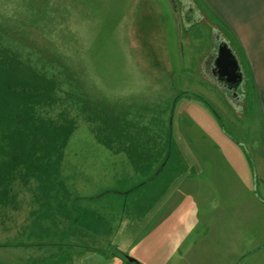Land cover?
Masks as SVG:
<instances>
[{
  "label": "rangeland",
  "instance_id": "rangeland-1",
  "mask_svg": "<svg viewBox=\"0 0 264 264\" xmlns=\"http://www.w3.org/2000/svg\"><path fill=\"white\" fill-rule=\"evenodd\" d=\"M218 27L201 0H0V209L33 216L0 228V264H55L64 240L139 264H264V125L213 86ZM190 158L198 174L169 187ZM163 168L151 208L133 195Z\"/></svg>",
  "mask_w": 264,
  "mask_h": 264
},
{
  "label": "crops",
  "instance_id": "crops-1",
  "mask_svg": "<svg viewBox=\"0 0 264 264\" xmlns=\"http://www.w3.org/2000/svg\"><path fill=\"white\" fill-rule=\"evenodd\" d=\"M201 1L203 2L204 6H206V9L210 12V14L220 23V27H218V31L215 30L213 31L216 37V43L219 41H224L225 43L228 44L229 48L232 50V53L237 60L238 66L240 67L241 76L243 77V82L239 87L240 90L238 92V99L236 100L234 98L230 100L228 98V94L226 90L222 89L218 85L217 81H215L216 79L213 78V76H211L214 81L213 86L217 90H219L222 96H224V100L228 103L229 108L232 111L234 110L239 115H243V113H245L246 107L250 106L249 104L251 103L253 107H255V111H257L258 113V116L260 118L259 121L262 123V125H264V0H201ZM187 22L189 23L190 21ZM214 41L215 39L214 40L212 39V44H214L212 50V55H213L212 59L217 56L216 55L217 44H215ZM248 89L251 91L250 98L247 96ZM212 113L216 117V123L218 124H220V122L222 123V119H219L218 114L215 113L214 111ZM173 118L174 115L172 116V119ZM180 155L182 159V156L184 155L182 153ZM187 157L188 156H186V160ZM190 160L191 162L186 165L187 169L184 173H180V172L177 173L174 170H172L171 172H169V174H167L165 172L166 169L164 168L160 170L158 169L152 177L144 181L143 187L140 188V191L137 190L138 191L137 194H134L135 193L134 190H126V191L121 190V192L118 191L117 193L119 194L116 193V195H118L117 197H121V196L123 198L127 197L126 201L129 202L128 200L130 198L136 197L137 199L139 192L142 193L145 191L142 194L144 196V194H146V190H148L149 194H147V196L148 195L150 196V200L156 199L155 202L154 200L150 202L152 204L150 205V207L152 208V206L156 204L161 198V195L157 194L158 190H156V184H160L159 182L156 181L159 180L160 177L162 176L167 177L166 176L167 174L170 177V180L167 182V184L170 187L171 185L174 186L183 179L190 178L198 174V171H196L194 167H192L194 160L192 161V158H190ZM167 161L169 162L173 161L171 154H169ZM166 167H168V164ZM133 189H138V188H133ZM151 191L152 193H150ZM130 194H134L133 197L130 196ZM151 195L155 196V198H151L152 197ZM257 196L259 197V195ZM259 199L262 202H264V199H262L261 197H259ZM142 205H144V208H146V202L145 203L143 202ZM125 207L129 209L126 211L129 213L133 209L135 213L137 211V208H140L138 205L135 204V202H133L132 204L127 203ZM119 209H120L119 212L116 211L117 216L115 220L116 221L115 229L122 231V228L124 227L126 229V232H128V234L132 238L134 236L132 229L134 228V225L137 222L136 216L134 215V213H132V216L130 214L129 216H126L128 214L123 215L122 209L120 207ZM89 210L92 211L91 209ZM22 211H23L22 209L19 210V214H17L16 218L14 217V215L10 216V214H8L9 212L8 208H6V205L4 203L3 208L0 209L1 212L0 228L2 229V231H4L5 233L9 232L8 230L13 231V229H15L13 225L14 221L21 222L23 224L25 221L30 220V218L33 217V216L24 217L23 214H21ZM91 216H96L97 217L96 220H102L103 223L106 222L104 219H101L104 217V213L101 210L99 211L95 210L93 213L91 212ZM125 216L128 218L126 225L124 222ZM35 226L32 228V230H35L34 229ZM69 226L73 227V224ZM23 228L24 230H21L19 228L16 231H14L16 236L18 237L20 236L23 238L34 236L32 234L31 235L26 234L27 229L24 226ZM41 235L42 234L40 233L39 235H35V237ZM48 235H52V234L48 233ZM116 236H118V234ZM68 243H69L68 240H64L62 242L63 244L62 247H60L59 245L52 246L54 249H52L50 252H55V254L52 255L51 258L53 259L52 260L53 262H56L55 264H60L57 261H61L60 260L61 258L62 260L69 259V261L62 262V264H80L85 258L88 259L89 257L99 258V259H90L96 262L90 264H122V262L118 258L111 259V258H104L103 256H97L94 255L92 251L90 250L88 251V249H81V251L84 254V258L78 260V255L82 254L81 251H79L80 249L76 250V248L69 246ZM178 253H179L178 256H180L184 252L181 251ZM39 263L44 264L43 261Z\"/></svg>",
  "mask_w": 264,
  "mask_h": 264
},
{
  "label": "water",
  "instance_id": "water-1",
  "mask_svg": "<svg viewBox=\"0 0 264 264\" xmlns=\"http://www.w3.org/2000/svg\"><path fill=\"white\" fill-rule=\"evenodd\" d=\"M218 44L217 57L212 66L214 68L213 75L219 78V82H225L226 85L229 84L227 89L237 93L243 82L240 67L228 44L224 41H219ZM129 261L132 262V260Z\"/></svg>",
  "mask_w": 264,
  "mask_h": 264
},
{
  "label": "flooded vegetation",
  "instance_id": "flooded-vegetation-1",
  "mask_svg": "<svg viewBox=\"0 0 264 264\" xmlns=\"http://www.w3.org/2000/svg\"><path fill=\"white\" fill-rule=\"evenodd\" d=\"M218 47V46H217ZM217 53V52H216ZM217 57V56H216ZM216 57L214 58V60L216 59ZM214 60L212 59V62H214ZM211 62V63H212ZM213 66V63H212V65H211V70H210V72H211V76H213V78H215L216 79V81H217V83H218V85L222 88V89H225L226 90V92H227V94H228V98L231 100L232 98H234L235 100L236 99H238V92H239V88H238V90H237V93H234V91L232 90V91H230L229 89H227L228 87V85H226L225 84V82H219V78L217 77V76H214L213 75V70H214V68L212 67ZM125 258H123V259H121V262H122V264H139L135 259V261H132V262H130V261H128L127 260V257H129L130 258V256H124ZM118 258V257H117ZM128 258V259H129ZM130 259H133V258H130Z\"/></svg>",
  "mask_w": 264,
  "mask_h": 264
},
{
  "label": "trees",
  "instance_id": "trees-1",
  "mask_svg": "<svg viewBox=\"0 0 264 264\" xmlns=\"http://www.w3.org/2000/svg\"><path fill=\"white\" fill-rule=\"evenodd\" d=\"M192 12H193V11H192ZM192 12H191V13H192ZM6 86H7V88L9 87L7 84H6ZM8 89H11V88H8ZM11 90H12V89H11ZM12 91H16V92H18V93H21V92H22V88H21V87H15V88L13 87V90H12ZM97 253H98L100 256L103 255L102 251H101V252L98 251ZM111 259H112V258H111Z\"/></svg>",
  "mask_w": 264,
  "mask_h": 264
}]
</instances>
